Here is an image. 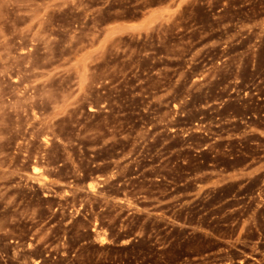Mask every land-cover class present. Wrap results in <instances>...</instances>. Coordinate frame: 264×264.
<instances>
[{"label": "rangeland", "instance_id": "1", "mask_svg": "<svg viewBox=\"0 0 264 264\" xmlns=\"http://www.w3.org/2000/svg\"><path fill=\"white\" fill-rule=\"evenodd\" d=\"M0 264H264V0H0Z\"/></svg>", "mask_w": 264, "mask_h": 264}]
</instances>
